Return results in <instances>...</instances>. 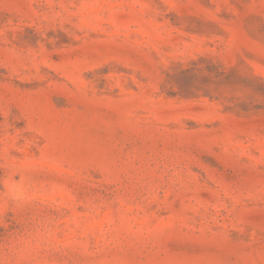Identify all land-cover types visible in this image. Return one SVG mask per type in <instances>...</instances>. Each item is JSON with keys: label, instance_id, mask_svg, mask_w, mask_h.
<instances>
[{"label": "rangeland", "instance_id": "1", "mask_svg": "<svg viewBox=\"0 0 264 264\" xmlns=\"http://www.w3.org/2000/svg\"><path fill=\"white\" fill-rule=\"evenodd\" d=\"M0 264H264V0H0Z\"/></svg>", "mask_w": 264, "mask_h": 264}]
</instances>
